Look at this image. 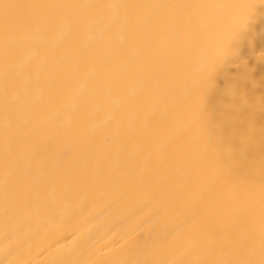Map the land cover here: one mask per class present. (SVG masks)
Returning a JSON list of instances; mask_svg holds the SVG:
<instances>
[{
  "label": "bare ground",
  "instance_id": "obj_1",
  "mask_svg": "<svg viewBox=\"0 0 264 264\" xmlns=\"http://www.w3.org/2000/svg\"><path fill=\"white\" fill-rule=\"evenodd\" d=\"M0 264H264V0H0Z\"/></svg>",
  "mask_w": 264,
  "mask_h": 264
}]
</instances>
